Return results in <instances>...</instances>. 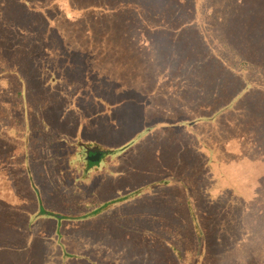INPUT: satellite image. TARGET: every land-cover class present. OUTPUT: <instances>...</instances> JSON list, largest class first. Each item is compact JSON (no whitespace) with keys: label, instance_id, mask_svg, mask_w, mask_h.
Returning <instances> with one entry per match:
<instances>
[{"label":"trees","instance_id":"trees-1","mask_svg":"<svg viewBox=\"0 0 264 264\" xmlns=\"http://www.w3.org/2000/svg\"><path fill=\"white\" fill-rule=\"evenodd\" d=\"M204 2L0 0V264H44V241L61 264H122L78 253L68 237L80 230L153 264H264L249 248L221 257L206 205L227 186L210 185L213 164L196 152L220 104L242 118L251 96L264 123V87L243 85L264 71V0H212L210 31ZM154 47L167 51L166 82L183 74L201 89L188 113L149 106L156 87L131 84L132 74L147 86L139 66Z\"/></svg>","mask_w":264,"mask_h":264},{"label":"rangeland","instance_id":"rangeland-1","mask_svg":"<svg viewBox=\"0 0 264 264\" xmlns=\"http://www.w3.org/2000/svg\"><path fill=\"white\" fill-rule=\"evenodd\" d=\"M224 1V5L219 2L221 9L230 7L227 0ZM212 4V0H205L203 6H201L203 7V23L209 31V26L213 27V25L211 24L212 20L207 19L206 15ZM219 23L221 25V22ZM213 24L216 25V22L213 21ZM83 25L77 29L83 27ZM71 31L73 32V30ZM111 50L112 48L108 49V51ZM130 51L128 50V53ZM175 54L178 53L175 52ZM166 55L168 54L165 49L154 47L153 58L148 61L145 60L147 62L146 68L137 63L131 64L140 65V72L143 74L145 71L148 74L146 87H143L142 81L134 78L132 74L131 84L140 92L152 85L156 87L157 95L161 97V100L149 101V106L156 108L162 105L165 107L177 105L182 112L188 113L191 100L194 97H200L198 94H200L201 89L191 88L190 81L186 80L183 74L181 79L179 78L174 83L166 82L161 74L165 69ZM221 55L227 57V53L221 52ZM106 57L107 55H103V58ZM176 59L177 57L172 58L171 66L164 74L168 78L173 77V65ZM129 60L131 61V54L124 58V61ZM183 72H187V69L185 68ZM244 79L243 85H245V81L255 84V88H258L256 92L260 91L259 86L264 87V71H250ZM250 98L251 96L245 95L242 99L241 103L245 107V111L241 113L242 118L235 111L224 112L221 109L225 107V104H220L214 111L216 114L221 112V115L214 122H203L198 127L203 131L208 130V136L200 133L202 142L207 147L196 150L197 160L203 165L206 162L213 164L210 173L214 181L210 184L212 187L215 184L219 185L221 180L227 186L225 189L222 188L217 191L220 194L218 199H207L206 205L207 211L215 215V224L218 223L216 239H218V248L222 251L221 257L224 259H228L226 256L230 255L232 250L237 252V255L244 253L243 251L247 253V248H249V253L255 249V252H251L254 255H259L256 251L261 253L264 251V123L258 121L260 112L256 111L255 107L249 103ZM262 109L264 110V106H262ZM126 115L121 113L117 121L123 122ZM200 115H202V112L198 113V117ZM245 116L247 117L244 119ZM102 124L108 128L106 123ZM106 133H108V129ZM214 155L219 157L220 163L213 161ZM51 173V177L54 179L55 175L52 171ZM220 191L222 192L220 193ZM36 230L39 231V227ZM68 240L74 243L78 253L88 254L93 260L98 259L95 258L99 252L107 261H120L122 264H153L145 256L137 254L132 244L129 246L111 235H98L80 230L72 232ZM46 244L48 249L44 256V264H55L54 260H56V263L61 264L60 258L54 259L56 254L53 253L50 247L51 244L44 241L43 245Z\"/></svg>","mask_w":264,"mask_h":264}]
</instances>
